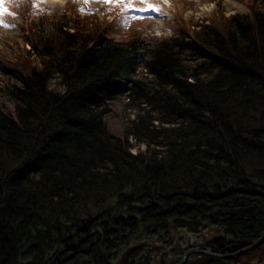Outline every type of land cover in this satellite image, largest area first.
Segmentation results:
<instances>
[{
  "label": "trees",
  "instance_id": "1",
  "mask_svg": "<svg viewBox=\"0 0 264 264\" xmlns=\"http://www.w3.org/2000/svg\"><path fill=\"white\" fill-rule=\"evenodd\" d=\"M244 1L151 42L70 6L26 21L25 61L0 62V264H151L159 242L213 229L226 254L264 233V0Z\"/></svg>",
  "mask_w": 264,
  "mask_h": 264
},
{
  "label": "rangeland",
  "instance_id": "2",
  "mask_svg": "<svg viewBox=\"0 0 264 264\" xmlns=\"http://www.w3.org/2000/svg\"><path fill=\"white\" fill-rule=\"evenodd\" d=\"M0 60L5 59V55L9 57V60H13L18 62V58L16 56L23 55L22 51L25 52V45L23 44L20 36V32L16 26L9 25L2 17L6 16L5 13L9 11V5L6 7V1L7 0H0ZM12 2H17L18 0H11ZM66 1V0H62ZM144 2H147L148 11L143 12H136V11H124L119 19L115 21L112 26L114 27L115 31L112 33L116 37V39L125 38L127 34L132 30L135 26L143 30L144 33L161 37L166 34H174L177 32V26L182 24L183 22H190L191 24L197 23V21H209L210 17L213 16L215 11H218L217 17L219 18H226V16H230L235 13H246L248 12L247 6L240 2L239 0H215L217 4L213 0H143ZM136 2L142 3V0H136ZM37 6H39L41 9H49L50 11H57L62 9V6L59 7H53L49 4H45L44 2H41L42 5L38 4L34 1ZM66 3V2H65ZM64 3V4H65ZM91 3L94 4V8H103L104 6H108L109 3H105L104 0H91ZM7 4L8 1H7ZM150 4V5H149ZM7 9V11H5ZM113 17L114 10L111 8L108 9ZM2 16V17H1ZM139 17L136 19H132L130 17ZM111 17V20H112ZM110 18V17H109ZM3 19V20H2ZM21 50V51H20ZM16 55V56H14ZM21 61H25L24 59H20ZM5 61V60H4ZM31 61L34 64V59L31 58ZM7 62V61H5ZM123 104V103H122ZM117 105H121V103H118ZM118 107V106H117ZM119 108V107H118ZM129 112V111H127ZM124 112H122V109L120 108L116 115L110 117L111 123L113 124L111 126L112 130L115 133H119L120 125L122 121ZM131 115V114H130ZM144 152L145 147L144 146H134L132 153L133 155L137 154V152ZM218 231H215L213 233H210L208 235L203 234L202 236L198 235H187L185 237V241H175L173 240L171 242V247L173 249L181 248L185 242H188L189 245L197 246H204L207 240H211L213 238H218L219 234ZM142 243V242H141ZM144 245V243H142ZM177 245V246H176ZM181 245V246H180ZM156 247L158 248L156 251H151L149 256H146L144 258L149 259L151 264H160L162 262L164 263H170L174 260L170 259V251L173 249H169V244L164 245V243L159 242ZM132 251L135 250V247L130 248ZM154 250V249H153ZM128 253V252H126ZM138 255V253H137ZM142 258L138 260L130 261L129 264H140L141 261H143V255ZM255 259L252 261V264H260L261 262H264V249L261 252H257V254L254 255ZM183 258V257H182ZM133 259H138L133 258ZM141 260V261H140ZM182 259L174 262L173 264H178ZM189 260V258H188ZM187 260V262H188ZM136 261V262H135ZM186 262V263H187ZM185 263V264H186ZM248 261L245 260L244 264H247Z\"/></svg>",
  "mask_w": 264,
  "mask_h": 264
},
{
  "label": "bare ground",
  "instance_id": "3",
  "mask_svg": "<svg viewBox=\"0 0 264 264\" xmlns=\"http://www.w3.org/2000/svg\"><path fill=\"white\" fill-rule=\"evenodd\" d=\"M35 1H37L38 3H40L41 4V2H44L45 4H50V5H52V6H54V7H56V6H59L58 4H60L61 3V0H35ZM213 232H215V230H210V231H207L205 234L206 235H208V234H210V233H213ZM263 236H264V233L262 234V235H260L252 244H256L255 245V247L253 248V249H251V251H255V250H257V252H261L263 249H264V239H263ZM251 244V245H252ZM251 245H249V246H251ZM249 246H247V247H249ZM247 247H245V248H247ZM193 248H199V249H201V250H208V248H205V247H203V246H197V247H191V248H189L188 250H190V249H193ZM245 248H242V249H240V250H243V249H245ZM187 250V251H188ZM209 250H211V249H209ZM240 250H238V251H240ZM186 251V252H187ZM251 251H248V252H251ZM185 252V253H186ZM237 252V251H236ZM248 252H245V253H248ZM233 254L235 253V252H232ZM232 253H226V254H222V255H232ZM245 253H242V254H245ZM217 254H220V253H217ZM242 254H237V255H234V256H232L231 258H236V257H239L240 255H242ZM192 255H195V254H192ZM197 255H202V254H197ZM191 256V255H190ZM231 258H227V259H231Z\"/></svg>",
  "mask_w": 264,
  "mask_h": 264
},
{
  "label": "water",
  "instance_id": "4",
  "mask_svg": "<svg viewBox=\"0 0 264 264\" xmlns=\"http://www.w3.org/2000/svg\"><path fill=\"white\" fill-rule=\"evenodd\" d=\"M263 239H264V236H263ZM256 244H252L251 246L243 249V250H240V251H237L235 252L234 254L232 253V255H222V254H217L215 252H213L212 250H201L199 248H193V249H190L188 250L182 260L178 263V264H185L189 258L190 255L192 254H202V255H207V256H211V257H215V258H220V259H227V258H231L232 256L234 255H237V254H242V253H245V252H248V251H251V249H253L255 247Z\"/></svg>",
  "mask_w": 264,
  "mask_h": 264
},
{
  "label": "snow or ice",
  "instance_id": "5",
  "mask_svg": "<svg viewBox=\"0 0 264 264\" xmlns=\"http://www.w3.org/2000/svg\"><path fill=\"white\" fill-rule=\"evenodd\" d=\"M85 2H87V0H85ZM105 3H113V2H117V3H124L125 4V9L124 11H128L131 7V4L136 2V0H104ZM5 11H7V9H5ZM138 11H148V9H139ZM132 19H136L139 17H130Z\"/></svg>",
  "mask_w": 264,
  "mask_h": 264
}]
</instances>
